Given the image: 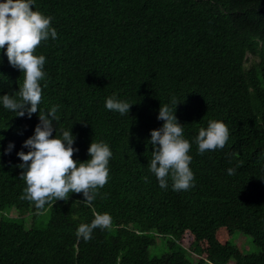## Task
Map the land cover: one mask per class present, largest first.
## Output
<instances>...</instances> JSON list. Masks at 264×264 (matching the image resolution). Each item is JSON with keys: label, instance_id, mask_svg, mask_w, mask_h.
I'll use <instances>...</instances> for the list:
<instances>
[{"label": "trees", "instance_id": "obj_1", "mask_svg": "<svg viewBox=\"0 0 264 264\" xmlns=\"http://www.w3.org/2000/svg\"><path fill=\"white\" fill-rule=\"evenodd\" d=\"M36 7L58 30L36 50L47 57L41 109L59 105L57 126L73 125L74 158L88 159L93 139L109 142L114 155L91 205L81 191L38 208L21 199L17 152L29 150L23 141L39 112L19 116L0 105V264H264V0H37ZM0 57V94L14 93L22 72L6 51ZM113 93L133 103L128 114L105 107ZM173 96L190 140L209 119L230 129L223 148L203 154L193 140L195 183L179 191L171 179L162 188L148 166L151 129ZM10 141L14 149L4 152ZM93 208L111 214L110 226L77 238ZM235 231L258 251L240 250ZM159 239L168 251L151 257Z\"/></svg>", "mask_w": 264, "mask_h": 264}, {"label": "clouds", "instance_id": "obj_2", "mask_svg": "<svg viewBox=\"0 0 264 264\" xmlns=\"http://www.w3.org/2000/svg\"><path fill=\"white\" fill-rule=\"evenodd\" d=\"M36 3L37 0H0V52L6 51L9 62L23 75L18 91L0 94V105L19 116L27 114L31 117L39 112L34 133L23 141L29 150L21 148L17 152L22 158L20 177L26 182L21 199L34 201L38 208L43 209L53 199L67 200L72 192L83 191L85 199L82 201L91 205L109 180L110 159L114 153L106 140L93 139L87 150L89 158H74L73 154L80 149L75 145L77 135L72 130L73 125L63 127L59 123L57 126L55 122H60L57 115L59 105L41 109L47 57L36 50L49 37L56 39L58 30L52 24L53 17L36 7ZM179 102L173 96L169 102L162 103L157 118L163 123L151 129L154 151L148 164L162 188H168L171 179V187L177 191L188 189L195 183L190 152L193 140L198 152L203 154L223 148L230 137L225 121L209 119L207 125L201 126L198 134L190 140L184 134V124L176 115ZM132 104L117 93L105 100L107 109L120 114H128ZM14 147L15 142L10 141L3 151L10 153ZM227 172L233 175L236 168L230 166ZM93 211L94 218L90 222L83 221L78 225L77 238L89 240L97 227L104 229L110 226L112 217L109 212L96 211L95 208Z\"/></svg>", "mask_w": 264, "mask_h": 264}, {"label": "rangeland", "instance_id": "obj_3", "mask_svg": "<svg viewBox=\"0 0 264 264\" xmlns=\"http://www.w3.org/2000/svg\"><path fill=\"white\" fill-rule=\"evenodd\" d=\"M10 216L17 217L18 213L13 210L10 212ZM31 225L32 218L28 217L27 227L30 228ZM231 241L245 253L251 254L258 251V247L254 244L252 237L240 231H235L233 233ZM168 248L167 241L159 239L157 240V243L150 248V255L151 257H160L164 252L168 251ZM188 256L194 263H198L199 258L194 253L189 252Z\"/></svg>", "mask_w": 264, "mask_h": 264}]
</instances>
